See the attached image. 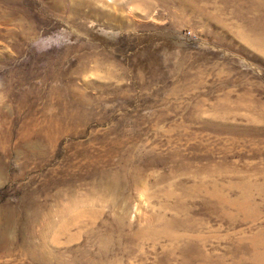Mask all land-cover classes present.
Returning <instances> with one entry per match:
<instances>
[{
  "label": "rangeland",
  "instance_id": "rangeland-1",
  "mask_svg": "<svg viewBox=\"0 0 264 264\" xmlns=\"http://www.w3.org/2000/svg\"><path fill=\"white\" fill-rule=\"evenodd\" d=\"M0 106V264H264V0H0Z\"/></svg>",
  "mask_w": 264,
  "mask_h": 264
},
{
  "label": "bare ground",
  "instance_id": "bare-ground-1",
  "mask_svg": "<svg viewBox=\"0 0 264 264\" xmlns=\"http://www.w3.org/2000/svg\"><path fill=\"white\" fill-rule=\"evenodd\" d=\"M5 115L6 112L0 106V118ZM2 138L0 136V176L6 171L9 161L12 162L14 160L17 163L22 159L26 162H29L36 156L40 155V153H44L45 155L47 153V148L44 147L41 143H38L37 138H35L36 141H34L26 137L24 138V142L21 141V144L17 143L12 145H10L12 140V137H10V135H4L2 136ZM21 175L22 174L20 173V171L15 174V176Z\"/></svg>",
  "mask_w": 264,
  "mask_h": 264
}]
</instances>
